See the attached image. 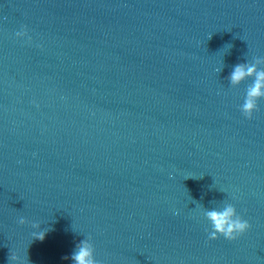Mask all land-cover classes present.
I'll use <instances>...</instances> for the list:
<instances>
[{"label":"water","instance_id":"obj_1","mask_svg":"<svg viewBox=\"0 0 264 264\" xmlns=\"http://www.w3.org/2000/svg\"><path fill=\"white\" fill-rule=\"evenodd\" d=\"M254 57L264 0H0V264H264ZM224 202L251 227L209 239Z\"/></svg>","mask_w":264,"mask_h":264},{"label":"clouds","instance_id":"obj_2","mask_svg":"<svg viewBox=\"0 0 264 264\" xmlns=\"http://www.w3.org/2000/svg\"><path fill=\"white\" fill-rule=\"evenodd\" d=\"M26 34V30L23 28L15 33L17 37H24ZM29 39L31 38L29 37ZM261 64H264V57H254L251 62L237 63L228 77L229 83L233 86L248 77H254L253 82L246 87L244 102L240 105L241 113L249 119L252 117L253 111L258 108V100L264 98V68H258V65ZM203 215L210 223L211 230L208 232V238L212 240L217 239L218 236L234 240L251 227L249 222L237 213L235 206L231 203L224 202L223 207L219 209H203ZM18 223L25 224V218L20 217ZM32 228L39 229V224L32 223ZM47 231L48 229L33 231L31 236L42 241ZM90 239V237L84 238L76 244L75 250L70 256L73 264H100V261L95 259V249ZM8 259L10 264L12 262L25 264V260L28 261L27 256L20 254H10ZM64 259H69V257L66 256Z\"/></svg>","mask_w":264,"mask_h":264}]
</instances>
